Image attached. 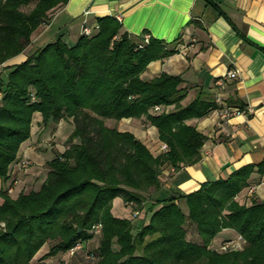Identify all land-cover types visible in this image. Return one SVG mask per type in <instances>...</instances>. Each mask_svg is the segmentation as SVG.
Returning <instances> with one entry per match:
<instances>
[{
	"label": "trees",
	"instance_id": "obj_1",
	"mask_svg": "<svg viewBox=\"0 0 264 264\" xmlns=\"http://www.w3.org/2000/svg\"><path fill=\"white\" fill-rule=\"evenodd\" d=\"M68 1L0 0V66L23 53L49 13ZM98 27L73 46L59 37L0 74L2 182L31 138L34 114L41 115L44 128L60 121L73 126L67 147L47 162L37 192L15 199L7 189L0 192V264H32L45 246L43 260L71 253L95 237L96 225L102 229L98 247L88 252L91 264H264V202L247 206L234 199L254 172L264 174V161L191 194L158 201L148 208L149 223L135 233L131 221L113 216L115 198L140 209L147 195L161 188L164 166L175 171L199 161L205 137L186 121L205 117L215 105L197 97L183 107L187 88L180 77L141 79L151 62L175 53L164 43L151 38L137 49L113 17L101 18ZM158 105L174 110L154 113ZM143 117L157 129L165 153L155 157L133 134L106 125ZM177 200L185 201L187 214ZM189 222L202 242L187 240ZM226 229L241 237V249L211 248Z\"/></svg>",
	"mask_w": 264,
	"mask_h": 264
},
{
	"label": "crops",
	"instance_id": "obj_2",
	"mask_svg": "<svg viewBox=\"0 0 264 264\" xmlns=\"http://www.w3.org/2000/svg\"><path fill=\"white\" fill-rule=\"evenodd\" d=\"M49 15L48 23L32 34L24 52L0 66V74L59 37L66 45H75L83 27H94L101 18L113 17L121 24V33L134 43L150 35L164 43L167 50L175 51L167 58L151 62L142 73V80L150 81L163 73L180 77L187 88L183 107L197 97L215 105L205 117L186 121L205 137L196 164L175 171L164 166L161 188L148 194L138 210L121 198L112 202L113 216L131 221L134 233L149 223L148 208L158 201L191 194L204 183L227 179L244 166H258L264 161V0H69ZM230 70L237 72L236 79L225 78ZM228 107L240 108L242 114L221 120L220 114ZM165 110L173 111L174 106ZM40 122L41 115L34 114L31 138L22 144L13 170L22 160L41 166L54 158L51 152L40 149L39 136L34 137ZM67 124L72 126L71 121ZM114 126L120 132L133 134L155 157L161 154L158 131L144 117L123 119L108 127ZM44 129H51V125ZM55 148V153L64 151L58 145ZM37 169L34 166L14 171L18 190L12 198L41 188L48 170L42 178ZM12 182L0 180V192ZM234 199L247 206L254 201L264 202V174L254 172L248 186ZM2 202L0 197V205ZM177 203L187 214L185 201ZM159 208L160 205L155 209ZM238 236L233 229L223 230L214 238L211 248L219 249Z\"/></svg>",
	"mask_w": 264,
	"mask_h": 264
},
{
	"label": "rangeland",
	"instance_id": "obj_3",
	"mask_svg": "<svg viewBox=\"0 0 264 264\" xmlns=\"http://www.w3.org/2000/svg\"><path fill=\"white\" fill-rule=\"evenodd\" d=\"M34 6V4H31L28 7H23V10L28 12L30 9H32ZM34 117V116H33ZM63 122V123H62ZM60 121L59 124L55 125H51V129L46 130L44 128V126L42 124H39L38 128H36L34 130V137L36 136V134L39 136L40 138V142L41 143V150L44 152H51L53 155H55V151L54 149L56 145L60 146L61 148H66V140L68 139L70 132H72V126H70L69 124H67L66 121ZM33 123V121H32ZM62 123V126L59 128V125ZM114 125V121H109L107 126H113ZM35 126V125H34ZM115 127V126H114ZM32 130V128H31ZM44 134V135H43ZM67 136V138H66ZM27 142V141H26ZM162 144V143H161ZM50 154V153H49ZM27 161V160H25ZM28 164H26L25 166H19L17 168H15L13 170V172L10 173V178L8 179V181L11 180L13 181L11 186L5 187V189H7L8 193L10 196L15 195L16 191V187H15V181L14 178L16 179V177H14V171H18V170H27V169H31V168H39L36 170L37 175H40L42 178L44 177V174L46 173V171L48 170L46 163H44L43 165L39 166L33 163H30V161H27ZM47 162V161H46ZM13 186V187H12ZM195 226L193 224H191L190 222L185 226L186 231H187V240L193 243H200L202 242L198 237H197V231L194 228ZM100 233L95 235V237L90 240L89 242H86L85 244L81 245L82 248H80V250H75L74 253L72 254V252L70 253H66V254H59L55 257H50L48 259H44L43 260V256L48 252V246L43 247L38 254L34 257V259L31 261L32 264H91V261H93L92 259L88 258L89 254L88 252H93L99 245V240H100ZM234 242H236L237 244L242 243L240 242V236H238V238H236V240H233ZM228 242V241H227ZM226 243V242H224ZM223 243V244H224ZM243 244H241V247ZM94 262V261H93Z\"/></svg>",
	"mask_w": 264,
	"mask_h": 264
},
{
	"label": "built area",
	"instance_id": "obj_4",
	"mask_svg": "<svg viewBox=\"0 0 264 264\" xmlns=\"http://www.w3.org/2000/svg\"><path fill=\"white\" fill-rule=\"evenodd\" d=\"M99 29L98 25L94 26V27H83L82 29V36H85V37H91L95 34V32H97ZM151 41V36L150 35H144L142 40L137 43V49H143L145 46H147ZM226 79H230V80H234L237 78V72L235 70H230L226 77ZM163 111H165L162 107H160L159 105L157 107L154 108L153 112L154 113H162ZM241 113L242 114V111L239 109V108H226L221 114H220V118L221 120H227L229 117H231L232 115H236V114H239ZM168 150L167 146L165 144H161L160 145V151L161 153H165L166 151ZM26 164H28L27 161L25 160H22V162L20 161L18 163L19 166H25ZM254 189H252L251 191H253ZM101 229H102V226L101 225H96L93 227L92 229V232L97 235L101 232ZM240 242L242 243H239L237 244L236 242L234 241H228L224 244H222L220 246V248L218 249L219 252H229V251H232V250H238V249H241V244H243V241L240 237ZM80 248H82L81 244H78L73 250H72V253L75 251V250H80ZM92 260H94V258L92 257H88Z\"/></svg>",
	"mask_w": 264,
	"mask_h": 264
}]
</instances>
